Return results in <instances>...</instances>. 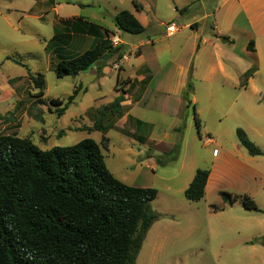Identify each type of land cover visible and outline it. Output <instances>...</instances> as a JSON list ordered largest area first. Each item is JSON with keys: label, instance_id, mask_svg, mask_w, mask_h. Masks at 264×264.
Returning <instances> with one entry per match:
<instances>
[{"label": "rangeland", "instance_id": "374dc122", "mask_svg": "<svg viewBox=\"0 0 264 264\" xmlns=\"http://www.w3.org/2000/svg\"><path fill=\"white\" fill-rule=\"evenodd\" d=\"M133 1L0 0V136L28 139L42 150L69 147L84 139H92L100 144L106 166L115 178L130 186L156 189L159 194L151 203L152 209L158 214L173 216L161 215L154 223L136 264H264V247L253 243L264 236L259 226L264 223V211L247 212L240 203L224 209L216 197L191 202L197 207L192 217L182 211L184 205L172 207L179 201L190 203L184 196V188L189 186L197 170L211 172L216 158L222 156L223 146L233 148L239 143L237 129L241 128L250 135V140L264 153V134L260 136L254 130L256 122L264 124V41L258 40L259 53L249 56L243 49L248 45L245 37L232 38L236 52L251 61L253 68L240 75L238 67L225 64L227 76L219 71L209 74L215 84H209V87L195 78L194 72L197 67L201 68L202 75L208 74L211 54L192 60L190 81L193 92L190 100L196 101L185 100L180 120L172 113H163L162 108L152 105L150 99L141 115L155 125L148 128V132L158 136L168 132L169 140L181 142L178 158L165 165L157 162L165 153L155 154L150 160V149L135 143L130 131L133 127H116L119 118L104 109L113 100L117 72L113 71L100 84V90L89 71L63 78L55 74L54 65L61 57L88 50L86 42L81 44L71 38L63 40L62 33L59 34L63 31L60 21L78 17L109 26L118 12L142 13L135 10ZM54 5L60 9V16L51 10ZM162 15H168L169 20L170 11H164ZM174 23L178 24L177 21ZM214 23L215 19L211 17L203 24L205 34L211 38H215ZM153 27L151 23L144 38H161L167 34L166 26L157 28V31ZM188 33V30L184 31L179 39L184 41V35ZM124 35L120 33L121 38ZM134 57L133 54L131 62L137 67ZM258 57L262 60L261 68H258ZM169 60L170 57L166 56L161 64ZM116 62L119 61L115 57L113 64ZM99 65L103 66L104 62ZM29 71L44 76L46 90L41 99L35 97L39 90L32 86ZM161 77L159 75L157 81ZM77 87L80 88L76 99L63 116H58L50 100L59 99L65 105ZM85 89H88L87 93ZM100 96L103 99H99ZM38 115L40 119L35 118ZM95 124L106 128L94 131ZM175 126L182 127V131L173 130ZM215 149L217 152L213 154ZM258 157L264 161V154ZM253 185L263 187L264 182L257 181ZM227 192L242 201L244 195L240 197L237 190ZM263 197L260 199L262 206Z\"/></svg>", "mask_w": 264, "mask_h": 264}, {"label": "trees", "instance_id": "16d2710c", "mask_svg": "<svg viewBox=\"0 0 264 264\" xmlns=\"http://www.w3.org/2000/svg\"><path fill=\"white\" fill-rule=\"evenodd\" d=\"M137 10L142 5L134 3ZM187 10L183 9L181 12ZM78 21V23L76 22ZM120 33L142 35L145 27L131 12L124 10L114 18ZM84 26V27H82ZM99 25L84 22L82 18L66 22V32L91 35L94 46L81 54L61 57L54 65L58 78L78 76L92 68L102 76L105 62L124 57V47H114L111 31ZM224 42L229 39L223 37ZM254 51V43L248 45ZM104 62V65H99ZM24 66V65H23ZM32 86L39 90L36 98L45 95V81L41 74L28 73ZM191 72L184 99L191 102L193 85ZM127 81L118 77L116 90L119 96L104 109L116 118L124 115L122 102L126 91L119 89ZM79 88L68 98L50 100L58 116H63L76 99ZM103 115V113H102ZM35 118L40 119L38 115ZM200 128V120L195 113ZM105 126L95 124L94 131ZM182 131V127L175 129ZM239 143L251 156L264 153L239 128ZM107 140V139H106ZM181 142L158 159L165 165L175 161ZM210 175L208 170H197L184 196L197 202L204 198ZM158 191L124 184L108 170L101 146L92 139H84L69 147L42 150L28 139L0 136V264H136L146 236L161 215L151 203ZM233 204L236 199L225 195ZM248 211L262 212L249 196L242 197ZM264 247V236L254 240Z\"/></svg>", "mask_w": 264, "mask_h": 264}, {"label": "crops", "instance_id": "0c3cea01", "mask_svg": "<svg viewBox=\"0 0 264 264\" xmlns=\"http://www.w3.org/2000/svg\"><path fill=\"white\" fill-rule=\"evenodd\" d=\"M135 2L142 5V13L134 11H131V13L145 27V32L151 23L154 25L153 30L155 31H157V28L163 26L167 28L170 25H174L176 31L167 32L161 38L155 39L144 38L145 32L139 36L126 34L123 38L120 37V46L129 47L127 50L125 49L123 59L114 64V58L109 60L103 67L101 77H98L96 68H92L88 74L94 76V82H98L96 86L98 90L101 89L100 84L108 79L113 71L117 72V80L119 77L121 81H127V84L124 85V90L126 91L125 100L122 102L124 115L117 120L115 126L123 128L126 125L132 126L133 129L130 131H132V137L137 141L135 143L147 146L152 152V154H149V159L153 160L155 154L171 151L176 140H169L168 132L163 136L148 132V128H152L155 125L141 115L150 99L152 100V105L157 104V106L162 108L163 113L167 115L172 113L173 116L180 120L192 60L196 61L197 58L202 59L205 54H211L212 59L208 65V74L202 75L201 68L197 67L194 72L195 78L208 87L209 84L215 85L213 84V78L209 74L219 71L227 76L225 64L238 67V74L240 75L253 68L251 61L236 52L232 38L245 37L248 45L251 41L254 43V51H250L248 45L243 46L249 56L256 52L259 53L258 40L264 41V0H146V2L135 0L133 5ZM213 6H215L214 10H212ZM186 8L187 10L182 13L181 11ZM51 10H54L60 16V9L56 5ZM164 11H170L169 20H167L168 15H162ZM141 15L143 16L142 18ZM211 17L215 19V38H211L203 30V24L205 25ZM75 19L79 18L76 17ZM82 20L99 25L102 32L104 29H108L111 31V35L120 36V32L115 28L114 21L108 26L104 23L98 24L83 18ZM149 20H151V23L148 22ZM170 20L173 21L169 22ZM174 21H177L178 24L176 25ZM60 22L63 23V31L59 34L62 33L61 37H63V40L71 38L73 41L77 39L81 44L86 42L88 50L94 46L95 39L93 36L83 34H79L81 37L77 36V34L69 35L66 32L67 21L62 20ZM76 22L78 23V21ZM186 30L189 33L186 36L184 35V41H181L179 38ZM223 37L228 38L229 42H224L222 40ZM171 38H174V40L171 41ZM133 54L137 67H134L131 62ZM166 56H169L170 60L162 65L161 61ZM125 65L128 68H125ZM261 67L262 60L259 58L258 68ZM159 75L162 77L157 81ZM84 92L87 93L88 89H85ZM114 92L113 100L107 104L112 103L119 96L120 93L116 90V86ZM99 99H103V97L100 96ZM195 101L196 99H193L191 102L194 103ZM178 127H173V130ZM254 130L258 135L262 136L264 134V124L256 122ZM210 142L213 143V140L211 139ZM216 152L217 149L214 150L213 154ZM262 160L258 156H251L240 143L233 145V148L223 146L222 156L216 158V164L211 169L203 199L216 197L223 204L224 209L232 208L238 203L243 205L237 196H234L236 201L233 204L228 202L225 196L229 195L227 191L235 189L241 194L239 195L240 197L243 195L251 197L259 209L264 211V206L260 202L261 197H263L264 186L255 188L253 185L257 181L264 182V161ZM187 188H184V193ZM261 201L264 205V197ZM189 202L179 201L178 203H173L172 207L184 205L185 209L182 211L192 217L195 215L197 207L191 201ZM246 211L249 212L248 210ZM174 212L176 211L174 210ZM160 215L173 216L166 213H160ZM259 226L264 231V223H260Z\"/></svg>", "mask_w": 264, "mask_h": 264}, {"label": "built area", "instance_id": "2783aa9c", "mask_svg": "<svg viewBox=\"0 0 264 264\" xmlns=\"http://www.w3.org/2000/svg\"><path fill=\"white\" fill-rule=\"evenodd\" d=\"M167 32L171 33V32H175L176 28L174 25H170L166 28ZM111 43L114 47H118L121 44V40H120V36L119 35H112L110 37Z\"/></svg>", "mask_w": 264, "mask_h": 264}]
</instances>
